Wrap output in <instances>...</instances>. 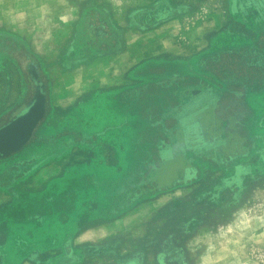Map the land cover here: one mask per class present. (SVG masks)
I'll return each instance as SVG.
<instances>
[{
  "label": "rangeland",
  "instance_id": "374dc122",
  "mask_svg": "<svg viewBox=\"0 0 264 264\" xmlns=\"http://www.w3.org/2000/svg\"><path fill=\"white\" fill-rule=\"evenodd\" d=\"M41 2L33 1L27 10L40 14L44 8L42 22L32 16L20 28L0 0V124L34 95L27 62L19 68L28 52L40 69L51 106L46 123L54 129L47 133V143L20 155L19 163L0 162V264H264V88L246 97V62L264 65V0ZM173 18L193 29L191 37L203 22H218L192 37L188 55L156 57L165 63L189 61L183 62L189 65L181 67V76L164 62L158 68L145 65L142 73L136 67L125 75L126 84L106 97L95 90L70 108L54 106L53 87L60 89L75 67L118 54L126 32ZM161 102L168 106L163 109ZM78 105L75 116L61 126ZM131 112L149 116L154 124L129 130L121 115ZM105 117L112 128L101 137ZM81 126L88 131L82 132L86 145L72 147L67 138L52 142L56 134ZM129 131L133 134H122ZM44 167H53L57 176L75 173L74 184L68 178L67 184L59 180L46 190L58 194L55 204L69 207L72 219L70 205L76 213L88 212L72 230L94 229L93 241L77 247L75 254L55 246L34 249L36 239L34 244L24 234L19 239L9 227L12 218L24 211L32 217L49 201L46 191L32 183ZM77 177L90 184L78 199H67L61 193L73 185L78 189ZM14 179L21 184L12 185ZM18 202L26 207L21 213ZM103 205L110 211L103 212ZM117 219L121 228L101 238L97 229ZM40 241L55 244L50 238Z\"/></svg>",
  "mask_w": 264,
  "mask_h": 264
},
{
  "label": "crops",
  "instance_id": "0c3cea01",
  "mask_svg": "<svg viewBox=\"0 0 264 264\" xmlns=\"http://www.w3.org/2000/svg\"><path fill=\"white\" fill-rule=\"evenodd\" d=\"M33 1L36 2L37 0H3L2 5L3 7H6L8 9V17H16L20 22V28H23V25L26 27V24H28V18L32 16L37 18V22H42V13L44 12V8H42V13L40 14L37 12L33 13L27 10L28 7L32 8V5H30V7L29 4H32ZM43 2L44 0H42L41 4H43ZM48 14L49 13L44 16H47ZM50 15H53V12H50ZM40 16L42 17L40 18ZM16 18L12 19L13 22H16ZM181 24L182 23L180 22V19L173 18L160 22L150 29L140 28L137 29L136 32H126V47L124 51L119 52L115 55L109 54L106 60L98 59L89 64H80L79 66L75 67L71 71L73 75L68 77L65 84L60 86V89L55 90V87H53L51 95L52 103L54 104V106L70 108L79 99L84 97L85 94L94 92L95 90L109 91L111 89H114L115 87L123 85L124 83L126 84L127 80H124V77L127 72L133 70L144 60L156 58L160 55L171 52H173L174 54H180L181 56H186L188 55V49H190L195 44L192 37H194L196 34H201V32L205 30L203 28H206L205 25L207 27L217 26L218 22L216 18L203 22L201 24V27L199 26L196 28L197 31L194 32V36L192 37L189 35H191V32L193 33V29L188 31ZM72 167L76 168V166L74 165H72ZM52 169L53 167H44L37 172L38 176L32 182L36 189L37 187H39V189L43 188L42 190H44L45 192L50 188V185L53 182L59 180L61 181L60 184H67L66 180L69 178V175H67V173V176L53 175L54 171H52ZM80 179L81 178L77 180V182L81 185L80 187H78V189H75V186L73 185L69 188L68 192H63L61 193V195L64 194L63 196H66L67 199L73 200L75 199V197L78 199L79 191L86 190V188L88 187L87 185L90 184L88 180H85V178L81 180ZM13 184L16 185L21 183L14 181L12 185ZM2 191L3 190H1L0 188V193ZM45 194H47L46 196H49L48 198H50V202L45 200L41 205L42 209L38 212L34 211L32 217L31 215H27L26 211H24L26 209L25 204L21 205V202H18L20 208H18V213H21L22 211L24 212L21 216L19 214L16 219H11L12 223L11 225H9V227L11 228L12 233L15 234L14 236H18L19 239H22V236L24 234L26 235L25 238H31L29 240L30 243L32 242L31 244L35 243H33V241L31 240L36 239L37 243L34 244V247H36L34 249H43V251H45L48 247L55 246L64 249L67 254H75V249L80 248V246L85 244V242L93 241L92 233L95 232L94 229L88 227H80L77 228L76 234H74L72 230L73 226L77 223H79L80 225V220L85 217V214L88 215V212H86L84 209H81L76 213L74 210V205H70L75 216L73 217V220L69 216L70 213L67 212L69 207L61 208L59 205L55 204L54 201L57 199L58 194H53V192L51 191L49 193L46 191ZM80 199H82V197H80ZM82 200L84 201L85 198L83 197ZM2 202L3 199L0 196V211L1 207H3V205H1ZM15 202H17V200L14 199L12 206H15ZM76 214H78L77 218ZM80 216H82L81 219ZM49 222L51 224H49ZM121 222L122 220L117 219L111 223L102 225L99 229H97V231L99 232V236L102 238L103 235L113 234L121 228L118 226V224H120ZM60 224L63 226V228H60ZM44 237L48 239L50 238V240L53 239L55 241V244H53V241L50 244H45V241L43 243L41 241V243L38 242ZM11 255L14 256V253L9 254V256ZM32 255H34V252H32ZM63 259V261L68 260V258H65V256L63 257ZM40 261L41 263H43V259L40 258ZM76 263L77 261L72 260V262H70L69 264Z\"/></svg>",
  "mask_w": 264,
  "mask_h": 264
},
{
  "label": "trees",
  "instance_id": "16d2710c",
  "mask_svg": "<svg viewBox=\"0 0 264 264\" xmlns=\"http://www.w3.org/2000/svg\"><path fill=\"white\" fill-rule=\"evenodd\" d=\"M154 27V26H153ZM152 28L149 27L147 29H150ZM123 35V32L122 34ZM120 43V41H119ZM125 47H126V43H125V40L122 38L121 39V43H120V46L117 48V51L118 52H122L125 50ZM27 58H30V59H33V57H30V54L28 52H25ZM24 54V55H25ZM164 58L161 57V58H152V59H148V60H144L142 61L140 64H138L136 67L137 68H140L141 69V73L143 72L142 70H145L143 69L142 67L143 66H150V68H158V67H163L165 65H162L161 62H164L163 60ZM253 58H250V60H252ZM170 61V60H169ZM255 61V62H254ZM183 62H189V61H186V60H183ZM183 62H179V61H172V62H169V63H163V64H168L167 66H169L168 68L172 69L173 71H175L177 73V77L181 76V67L183 66V68L186 70L188 68L187 65H189L188 63H184ZM158 66V67H157ZM135 67V68H136ZM146 68V67H144ZM148 68V67H147ZM190 69V68H189ZM195 69V68H194ZM152 70V69H151ZM199 70V69H198ZM146 71V70H145ZM165 71H168V69H166ZM192 71H197L196 69L195 70H192ZM202 72H204V74H208V75H212L211 71L208 72V70H204L203 68L201 69ZM152 75L153 74H156V75H162L163 73L161 72H150ZM144 74V73H143ZM184 74L186 75V72H184ZM187 74H193V73H190V72H187ZM146 75L148 74H144V77H146ZM217 76V75H216ZM159 78V76H157ZM175 77V76H173ZM191 76H185V79L186 78H190ZM219 80V79H218ZM221 82H228L227 80H221ZM244 86V85H243ZM230 87L228 85H226L225 89H229ZM264 88V65H261L258 61L256 60H252V61H247L246 62V97L247 95H249V93H256L260 90H262ZM239 89H242L243 92H244V87H239ZM123 90L125 89H119V91L121 92L120 94H123L124 92H122ZM46 91V90H45ZM114 94V93H113ZM111 94V95H113ZM120 94L116 95V96H119ZM161 107L164 109L166 108L168 105L167 102H161ZM172 106V104H171ZM170 106V107H171ZM246 107L248 108L246 111L250 112L249 114L252 113V109L249 107L248 103H247V100H246ZM173 108V107H172ZM248 114V115H249ZM121 118L122 119V122L126 125H129V130H133L134 129V125L135 124H138V125H144V126H151L152 124H154V122L151 121V118L148 116V117H145V116H142V115H134L132 112L131 113H124L121 115ZM161 120H159L158 122L162 125V126H165V122L162 118H160ZM121 120V119H120ZM128 120V121H127ZM67 122H69V117L67 118V120H65L61 125V126H65L67 124ZM45 128V127H44ZM51 130L49 131H52L54 129H52V127H50ZM48 131V132H49ZM67 131V132H66ZM65 132H60L58 134H56V136L52 137V142L53 141H59V140H63L64 138H68L69 136V131L66 130ZM81 131V132H80ZM84 129L83 127L81 126V128L78 130V131H75L73 132V135L75 136V138H73V141L72 143L74 144H81L83 141H86L84 138ZM128 133H132L133 132H123L122 134H128ZM75 140V141H74ZM46 141H49V135H47V132H43L42 134L40 133V135H37L36 137V142L43 145L45 143H47ZM168 143V142H167ZM162 156V155H161Z\"/></svg>",
  "mask_w": 264,
  "mask_h": 264
},
{
  "label": "water",
  "instance_id": "95a60500",
  "mask_svg": "<svg viewBox=\"0 0 264 264\" xmlns=\"http://www.w3.org/2000/svg\"><path fill=\"white\" fill-rule=\"evenodd\" d=\"M46 93L40 85L32 102L9 123L0 127V157L8 158L19 152L30 140L46 112Z\"/></svg>",
  "mask_w": 264,
  "mask_h": 264
},
{
  "label": "flooded vegetation",
  "instance_id": "af4514ba",
  "mask_svg": "<svg viewBox=\"0 0 264 264\" xmlns=\"http://www.w3.org/2000/svg\"><path fill=\"white\" fill-rule=\"evenodd\" d=\"M25 61L27 62V64L25 65V67L27 68V70L29 71V73L32 75V79H33V81H32V84H33V87L35 88V90H34V95H33V97L31 98V99H29L28 100V102H27V105H29L31 102H32V100H33V98H34V96H35V94H36V91H37V89L38 88H40V85H42V83H41V76L40 75H38V72H40V69H39V67L36 65V63H35V60L34 59H30V58H27V56H26V54L24 55V59H22V62L20 61V64H19V68L20 69H22V67H23V65H24V63H25ZM21 64H23V65H21ZM110 92L111 91H101V93H102V96L103 97H106L107 95H109L110 94ZM46 100H47V102H46V112H45V116L43 117V119L39 122V124L37 125V127H36V129L34 130V132H33V134H32V136H31V138H30V140L28 141V143L19 151V152H17V153H14L13 155H11L10 157H8V158H1L0 157V162H1V164L3 165V164H5L6 162H8L7 164H9V163H12V164H15V163H19V156L20 155H22V154H27V153H29L30 151H32L34 148H37V147H39V146H41V144H39V143H37L36 142V137H37V135H40V133L42 134L43 132H47L48 133V131L49 130H51V128L49 127L50 125H48L46 122V120H47V118L49 117V115H50V109H51V106H50V102H49V98H48V96H46ZM86 102V101H85ZM83 104H84V101H83ZM26 105V106H27ZM25 106V107H26ZM79 106L80 105H78V107L76 108V109H73L71 112H72V115H71V113H70V115H69V120H70V118H71V116H75V113L77 112L76 110H78L79 109ZM21 112V111H20ZM19 112V113H20ZM104 113V115H106V110L103 112ZM18 114H16L14 117H16ZM14 117H12V118H9V120H7V121H3L1 124H0V127H2V126H4L5 124H7V123H9ZM108 118L107 117H105L104 118V124H103V130L101 131V137H103L104 135L106 136V134L109 132V127H111L112 128V125H110L109 124V121L107 120ZM45 127V128H44ZM72 127V126H71ZM121 129L119 130V131H121L122 129H123V125H121ZM116 129V128H115ZM74 130V129H73ZM73 130H69V136H68V138L71 140V141H73V138H75L74 137V135H73ZM84 134L85 135H88V131L85 129L84 130ZM75 141V140H74ZM87 143L86 142H82L80 145H86ZM72 147H74V143H72ZM22 157V156H21ZM24 157V156H23ZM150 159H152V158H150ZM138 161V160H137ZM153 161V160H152ZM106 166V165H105ZM83 167H86V165H84ZM72 168H74V167H72ZM105 168H107V167H105ZM70 173H71V171H70ZM73 175L72 176H69V180L71 181H73V176L75 175V173H72ZM18 179H15L14 181L15 182H19V181H17ZM102 210H103V212H109L110 211V208L108 207V206H105V205H103V207H102ZM55 226V225H54Z\"/></svg>",
  "mask_w": 264,
  "mask_h": 264
}]
</instances>
